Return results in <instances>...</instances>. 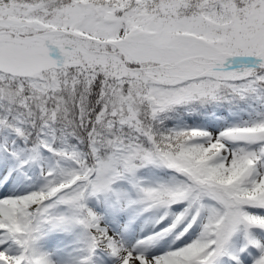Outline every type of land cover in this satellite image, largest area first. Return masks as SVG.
<instances>
[{
    "label": "snow or ice",
    "instance_id": "obj_1",
    "mask_svg": "<svg viewBox=\"0 0 264 264\" xmlns=\"http://www.w3.org/2000/svg\"><path fill=\"white\" fill-rule=\"evenodd\" d=\"M0 264H264V0H0Z\"/></svg>",
    "mask_w": 264,
    "mask_h": 264
}]
</instances>
